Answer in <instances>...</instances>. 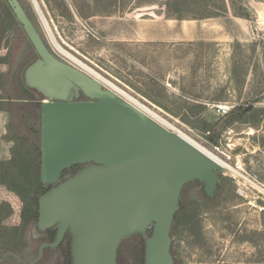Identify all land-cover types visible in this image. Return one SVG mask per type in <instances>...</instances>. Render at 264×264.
<instances>
[{"label":"rangeland","instance_id":"374dc122","mask_svg":"<svg viewBox=\"0 0 264 264\" xmlns=\"http://www.w3.org/2000/svg\"><path fill=\"white\" fill-rule=\"evenodd\" d=\"M5 1L0 0V13ZM20 1L58 58L124 91L167 128L228 165L214 198L205 194L203 182L183 188L172 229L176 264H264V35L258 37L262 51L258 81L247 89L244 81H238L246 72L238 61H244L245 52L240 53L232 63L237 103L221 115L214 103L198 105L182 93L195 97L199 87L209 85L205 89L210 96H222L225 64H219L213 51L230 43L234 51L247 50L251 41L234 37L218 43L161 42V33H175L172 20H191L176 11L178 0ZM257 2L263 1L215 0L213 4L221 6L217 17L235 27L237 19L229 13L242 20L264 21ZM225 5L227 10L221 11ZM8 20L11 29L0 42V264H31L49 236L37 231L36 220L22 224L24 202L10 186L28 179L21 173L26 163L18 153L33 159L35 171L41 167L42 98L23 80L25 67L38 53L18 19ZM196 72L215 74L214 85L200 78L186 79ZM169 73L176 79L168 86ZM69 260L65 243L46 250L34 264H70ZM117 260L118 264H144L143 239L124 240Z\"/></svg>","mask_w":264,"mask_h":264},{"label":"water","instance_id":"95a60500","mask_svg":"<svg viewBox=\"0 0 264 264\" xmlns=\"http://www.w3.org/2000/svg\"><path fill=\"white\" fill-rule=\"evenodd\" d=\"M38 55L25 86L42 98L37 257L67 243L70 264H118L122 242L144 241V264H176L172 229L183 188L214 198L225 166L103 80L58 58L20 0H7ZM81 165L74 172H66Z\"/></svg>","mask_w":264,"mask_h":264},{"label":"crops","instance_id":"0c3cea01","mask_svg":"<svg viewBox=\"0 0 264 264\" xmlns=\"http://www.w3.org/2000/svg\"><path fill=\"white\" fill-rule=\"evenodd\" d=\"M257 7H259L260 14L264 16V3L263 2H257ZM231 17L237 19L234 20L235 27L229 23L230 20H224L223 16H215V17H208L204 19H191V20H172L176 23V30L175 33L169 34L168 33H161L160 34V41L161 42H174L176 44L183 43L185 41H191V42H201V43H218L223 41H232L234 37L236 39L242 40V41H251L250 42V48L247 50H240V51H234L232 50L231 46L232 44H229L228 48H219L217 50L213 51V54L215 57H217L219 60V64L223 63L225 64V68L223 71L224 73V94L222 96L217 95H209L208 91L205 88L209 89V85L199 87L198 93L195 97H191V95H194L193 93L189 92H183L182 96L184 99L189 100L191 99L193 102H195L198 105H209V104H225L229 105L231 107H234L233 105H236L237 102H235V96L232 93L233 90V83L236 81V76L232 73V63H236L237 56L240 53H244L242 57H244V61L238 60L239 63L244 64L246 67L245 74L242 75L241 79L238 80L240 82L244 81V88L247 89L251 83L258 81V69L261 68V60H258V56L261 55L262 51L260 49V42H258L259 38H263L264 35V21L263 20H242V17L235 16L232 13H229ZM174 23V22H172ZM234 35V36H233ZM259 37V38H258ZM220 44V43H219ZM204 55H207V52L204 53ZM241 56V55H239ZM238 56V57H239ZM221 59H223L221 61ZM261 59V56H260ZM203 68V67H202ZM177 72L186 74V70L181 71L178 69ZM184 78V77H183ZM197 78L203 79L207 82L213 83L214 85L217 76L215 74H196L192 73L191 80H196ZM167 79V85H171V83H174V79H176V76H173L171 73H169L166 77ZM177 81V80H176ZM176 84H179V82H176ZM176 89V88H175ZM183 90V88L181 87ZM198 89V88H197ZM178 91V89H176ZM198 114V113H197ZM201 114V111L199 112ZM1 218V217H0Z\"/></svg>","mask_w":264,"mask_h":264},{"label":"trees","instance_id":"16d2710c","mask_svg":"<svg viewBox=\"0 0 264 264\" xmlns=\"http://www.w3.org/2000/svg\"><path fill=\"white\" fill-rule=\"evenodd\" d=\"M214 1L215 0H178L175 9L176 11L185 12V14H182L181 18L198 19V18L215 17L219 15L218 9L221 6H219L218 8L215 7V5L213 4ZM262 1L264 2V0ZM5 3H6V7L0 13V42H2L3 38L7 36L8 31L11 29L12 21L8 19L11 17L14 18L16 17L15 13L13 12L7 0L5 1ZM226 10L227 7L225 5V7H222L221 11H226ZM155 102L159 104L158 101L155 100ZM159 105L162 104L160 103ZM25 154L18 153L19 157H21V159H24L23 162L26 163V165L21 168V173L23 174V176L27 177L28 179L23 180L21 183L10 186L21 197V199L24 202V206L22 210V224L27 223L31 220L37 221L39 198L46 190H48L51 187V185H46L41 181L40 178L41 167L36 168L35 171V167H33L31 163L33 159L31 157L26 156ZM40 155H41V151H40ZM1 211L2 210L0 207V217H1L0 222L2 219ZM176 220H178L177 217ZM54 234H55L54 231H50L48 233L49 240L53 239Z\"/></svg>","mask_w":264,"mask_h":264},{"label":"bare ground","instance_id":"6f19581e","mask_svg":"<svg viewBox=\"0 0 264 264\" xmlns=\"http://www.w3.org/2000/svg\"><path fill=\"white\" fill-rule=\"evenodd\" d=\"M89 69V68H88ZM90 72H92V71H90ZM93 73V72H92ZM95 74V73H94ZM98 78H99V76H97ZM101 79V78H100ZM108 86H110L111 88H113L114 90H116L118 93H120L121 95H123L125 98H127L128 100H130L131 102H133V103H135L136 105H138L139 104V102H135V101H133V99H131L130 97H129V95L127 96V94H125V93H123L122 92V90H119V89H117L114 85H112L111 83H107V82H105ZM144 111H146L144 108H142ZM147 112V111H146ZM148 113V112H147ZM149 114V113H148ZM181 135V134H180ZM184 137V136H183ZM188 140V139H187ZM191 142V141H190ZM193 144H195V143H193ZM196 146H199V145H196ZM200 149H202L201 147H199ZM203 151H205L204 149H202ZM207 154H209L210 156H212L213 158H215L216 160H218L220 163H222L225 167H227L228 165L226 164V163H224L223 161H221L220 159H218V158H216L215 156H213L212 154H210L209 152H207V151H205Z\"/></svg>","mask_w":264,"mask_h":264},{"label":"built area","instance_id":"2783aa9c","mask_svg":"<svg viewBox=\"0 0 264 264\" xmlns=\"http://www.w3.org/2000/svg\"><path fill=\"white\" fill-rule=\"evenodd\" d=\"M214 107L221 115H226L231 110V106L225 104H214Z\"/></svg>","mask_w":264,"mask_h":264}]
</instances>
